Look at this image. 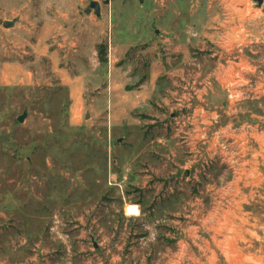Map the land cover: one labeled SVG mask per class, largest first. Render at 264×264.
<instances>
[{"label": "rangeland", "instance_id": "374dc122", "mask_svg": "<svg viewBox=\"0 0 264 264\" xmlns=\"http://www.w3.org/2000/svg\"><path fill=\"white\" fill-rule=\"evenodd\" d=\"M90 1L0 0V264H264V0Z\"/></svg>", "mask_w": 264, "mask_h": 264}, {"label": "bare ground", "instance_id": "6f19581e", "mask_svg": "<svg viewBox=\"0 0 264 264\" xmlns=\"http://www.w3.org/2000/svg\"><path fill=\"white\" fill-rule=\"evenodd\" d=\"M229 78H230V76H228L227 77V81H226V84L228 83V85H230L231 83V81H229ZM233 82V81H232ZM232 84H234V83H232ZM264 141V140H263ZM262 155V154H261ZM255 173V172H254ZM255 176V175H254ZM257 177V176H256ZM254 178V177H253ZM242 180H243V178H242ZM255 180H257V181H261L260 179H258V178H255ZM239 181V180H238ZM257 183V182H256ZM258 185V184H257ZM256 187H258V186H256ZM255 187V188H256ZM236 194H238L237 192H236ZM231 210V209H230ZM126 212H127V214L128 215H135V214H137V213H139V209H138V207H136V206H128L127 207V209H126ZM234 212V211H233ZM240 212V211H239ZM228 215V217L227 218H225L224 219V224H223V227H225V229H226V231H227V233H229V235H230V237L231 238H227L222 244H220L221 245V247H222V251H223V253L225 254V257L229 260V262L230 263H235V264H239V261L241 260H239V258L237 257H235L236 255H242L241 253H239V251H238V248H237V244H236V239L234 238V234L236 233V232H238L237 231V228H239V226L238 225H236V221L234 220V218L236 217L237 218V216L235 215V213L233 214V216H232V212H230L229 214H227ZM226 215V216H227ZM232 217H233V219H232ZM234 220V221H233ZM243 223V222H242ZM238 226V227H237ZM239 233V232H238ZM253 235V234H252ZM229 237V236H228ZM241 251V250H240ZM257 259V258H256ZM248 260V259H247ZM242 261V260H241ZM252 261V260H251ZM260 262V261H259ZM256 264V263H255Z\"/></svg>", "mask_w": 264, "mask_h": 264}, {"label": "water", "instance_id": "95a60500", "mask_svg": "<svg viewBox=\"0 0 264 264\" xmlns=\"http://www.w3.org/2000/svg\"><path fill=\"white\" fill-rule=\"evenodd\" d=\"M107 3H109V1ZM259 3L262 4L263 0H259ZM90 7H91V9L94 10L95 15L100 18L101 17V4H100V2L91 0L90 1ZM17 23H18V19H14L12 21H4L3 27L5 29H14L16 27ZM88 117H89V115L87 116V118ZM25 118H26V114L20 116L18 118V121L20 123H23Z\"/></svg>", "mask_w": 264, "mask_h": 264}, {"label": "crops", "instance_id": "0c3cea01", "mask_svg": "<svg viewBox=\"0 0 264 264\" xmlns=\"http://www.w3.org/2000/svg\"><path fill=\"white\" fill-rule=\"evenodd\" d=\"M101 10H102V7H101ZM86 14H90V11L88 10L87 12H86ZM17 26V25H16ZM225 73V70H223V71H220L218 74H220V75H223ZM228 76H232V74H230L228 71L224 74V78L226 79ZM236 76H239L240 77V74H236ZM224 87V86H223ZM76 96V95H75ZM255 175V174H254ZM239 180H241V179H239ZM257 180H255L254 181V183L256 182ZM248 183L250 182V183H253L252 181H247Z\"/></svg>", "mask_w": 264, "mask_h": 264}]
</instances>
